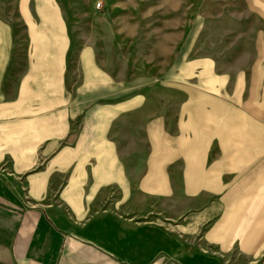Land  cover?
<instances>
[{
  "label": "crops",
  "instance_id": "crops-1",
  "mask_svg": "<svg viewBox=\"0 0 264 264\" xmlns=\"http://www.w3.org/2000/svg\"><path fill=\"white\" fill-rule=\"evenodd\" d=\"M20 5L23 60L0 18V264L220 263L196 241L253 256L264 239V60L233 76L206 61L185 106L202 112L166 124L91 48L72 81L62 15L51 0ZM175 196L190 205L152 221L149 201Z\"/></svg>",
  "mask_w": 264,
  "mask_h": 264
},
{
  "label": "rangeland",
  "instance_id": "rangeland-1",
  "mask_svg": "<svg viewBox=\"0 0 264 264\" xmlns=\"http://www.w3.org/2000/svg\"><path fill=\"white\" fill-rule=\"evenodd\" d=\"M20 1L0 0V18L13 30L19 61L26 45ZM51 1L66 25L72 81L78 83L79 52L91 48L108 77L122 88L132 82L134 98L144 100L143 112H166V124L174 122L177 112H202L195 105L185 106L199 95L206 61L215 63L218 74L233 76L264 60V47L259 56L257 46L258 39L264 41V0ZM189 205L181 196L150 200V218L165 224L168 216ZM197 243L191 246L213 253L219 264H264V239L253 256L241 254L238 247L222 256Z\"/></svg>",
  "mask_w": 264,
  "mask_h": 264
}]
</instances>
